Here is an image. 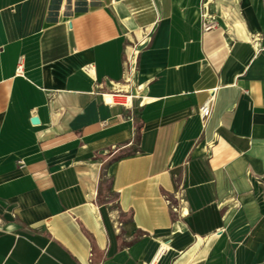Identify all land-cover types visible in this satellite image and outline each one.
Segmentation results:
<instances>
[{"label":"crops","instance_id":"1","mask_svg":"<svg viewBox=\"0 0 264 264\" xmlns=\"http://www.w3.org/2000/svg\"><path fill=\"white\" fill-rule=\"evenodd\" d=\"M203 1L0 0V264H264V0Z\"/></svg>","mask_w":264,"mask_h":264},{"label":"built area","instance_id":"2","mask_svg":"<svg viewBox=\"0 0 264 264\" xmlns=\"http://www.w3.org/2000/svg\"><path fill=\"white\" fill-rule=\"evenodd\" d=\"M208 0H204L202 2V7L203 11L201 12V26L203 30H207L212 28L215 25L214 18L211 16V14H208L206 12V7L205 4L207 3ZM21 68H22V59L21 56L17 58L16 65L14 68L15 73H21ZM128 79V78H127ZM211 100L212 97L210 96L206 100H204L199 106H198V113L201 118L202 122H205L207 118L210 116L211 113ZM125 103V101H123ZM167 204L171 207V209L175 210L176 207L170 202V200L167 198ZM117 226L119 225L118 222L115 223Z\"/></svg>","mask_w":264,"mask_h":264},{"label":"bare ground","instance_id":"3","mask_svg":"<svg viewBox=\"0 0 264 264\" xmlns=\"http://www.w3.org/2000/svg\"><path fill=\"white\" fill-rule=\"evenodd\" d=\"M236 26H237V27H240L241 25H240V24H237ZM105 99H106L107 101H111V96H110L109 94H106V95H105ZM127 100H128V98H127Z\"/></svg>","mask_w":264,"mask_h":264},{"label":"water","instance_id":"4","mask_svg":"<svg viewBox=\"0 0 264 264\" xmlns=\"http://www.w3.org/2000/svg\"><path fill=\"white\" fill-rule=\"evenodd\" d=\"M30 121H31L32 123H36V122H38V118H37L36 116H32V117L30 118Z\"/></svg>","mask_w":264,"mask_h":264},{"label":"trees","instance_id":"5","mask_svg":"<svg viewBox=\"0 0 264 264\" xmlns=\"http://www.w3.org/2000/svg\"><path fill=\"white\" fill-rule=\"evenodd\" d=\"M136 132H138V127H136Z\"/></svg>","mask_w":264,"mask_h":264}]
</instances>
